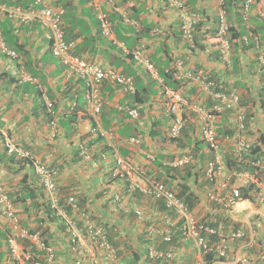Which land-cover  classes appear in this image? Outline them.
Wrapping results in <instances>:
<instances>
[{
    "label": "crops",
    "instance_id": "0c3cea01",
    "mask_svg": "<svg viewBox=\"0 0 264 264\" xmlns=\"http://www.w3.org/2000/svg\"><path fill=\"white\" fill-rule=\"evenodd\" d=\"M29 1L31 0L24 2ZM74 1L76 5L78 4L79 9H83L81 1L84 0ZM120 1H103L100 3V8L108 13L116 7L127 13H133L129 6L135 2L130 4V1H127L121 5ZM184 1L187 4L186 9H191V11L192 9L195 11L204 9L211 17L215 16L220 9L217 0ZM46 2L49 4L48 0ZM145 3L147 9L139 15L137 26L122 22L121 30L117 33L114 32L116 39H118V34L123 37L121 39L123 42L126 37H129V42L135 43L131 49H141L144 56L156 68L172 69L178 60H182L185 65L184 71L201 67L207 74L211 75L212 73L213 79L221 83L220 89H233L240 94L242 102L248 105L249 136L256 138L262 135L264 137V113H261L259 108L262 98V83L258 77L259 65L255 50H245L241 45H235L232 54L233 63L235 60L237 68L234 67V64L230 68V65L226 66L222 61L214 47L192 48L188 42L182 39L180 30L182 10L169 7L164 0H140L137 5L142 7L140 4ZM93 7L97 13L98 9ZM256 7L253 6V9ZM137 14L138 12L134 13V16ZM12 23L21 42L26 43L28 54L23 56L24 58L13 59L0 53V73L7 72L9 74L0 80V135H2V138L0 137V182L6 189L20 191L24 177L28 180L27 183L34 188L41 185L40 181L37 182L38 175L31 164L18 161L7 153L4 141L9 139L14 144L29 150L37 159L59 169L56 182L62 202L70 194H74L78 200L85 197L87 208L90 206L88 212L91 217L98 215L96 220L93 218L94 221L104 227L106 225L107 229H115L117 235L112 237L116 242L115 245L119 240H123L126 244H121L124 252L119 247L121 255L119 253V260L116 264H125L122 259V254L126 252L125 246H130L131 250L135 248L141 254L151 246L158 250H169V247L160 249V246L162 243L165 244V234L181 232V225H178L179 220H171L170 215L160 212L155 199L131 190L124 178L115 179L116 177L113 175L109 178L107 176L116 166L118 157H121L135 167L144 169L146 178L165 180V170L157 163L162 162L168 166L171 158L176 156L173 153L179 156L181 152L173 151L171 145L161 141L163 137L165 138L170 126V120H168L170 118L162 104L161 92L155 89L156 95L150 94L149 98L151 97V99L148 102L138 105L132 98L134 93L104 83L102 85V110L106 116L109 114L112 117L111 127L106 128L99 115H93L90 111L86 99V83L77 75L70 73L60 58L51 53L47 28L40 22H22L16 19ZM244 24V20L238 23L242 26H245ZM250 24L257 29L256 31L263 33L258 16L252 14ZM142 26H151L154 29L150 28L147 31ZM213 26L212 20H208L202 27V31H196L197 41L200 39L202 45L206 44L205 42L210 37L209 34L204 35V31ZM146 34L150 36L142 38ZM106 40L114 44V41L107 38ZM114 45L116 46V44ZM125 46L128 47L127 43ZM129 46L132 44L129 43ZM96 48L97 54L93 58L90 57L91 60L104 67H114L123 72L131 70L137 76L142 77L143 81L141 82L145 84L150 82L152 76L150 77L151 74L145 66L137 64L134 59L131 60L120 47L115 49L106 43H99ZM32 69L37 72L33 76L40 83L39 89H33L32 86H28L27 82L21 80L25 74L32 76L33 73L30 71ZM158 75L163 78L162 74ZM155 80L158 85H161L160 78ZM186 86L187 90L184 93L190 106L184 108L183 115L190 119L189 121L198 130L204 122L205 111L211 108L213 100L202 89L197 78H187ZM138 88L141 89V85ZM37 90L43 91L44 96H52H48V98L53 102L57 133L53 132L50 121L46 119L45 112L42 110L44 96H41ZM257 104V111L254 112L256 109H253V105ZM38 106H41L40 109ZM131 108L139 110L138 118H132L129 115ZM75 112L77 113L76 119L73 115ZM89 115L93 117L94 121ZM227 120L228 116L223 115L221 119L215 121L216 131L220 138L226 137L222 133L226 130ZM102 129L106 133L104 137L100 135ZM98 137L101 139L97 140ZM130 137H139L141 142L133 143L129 139ZM233 140V138L230 139V136L223 140L222 149H224L225 156L230 154V144L234 143ZM78 152L80 156L77 154ZM97 153L101 156H96L95 159L93 155H97ZM151 155L157 157L162 155L161 162L155 160L156 157H154L155 159L149 158ZM195 155L196 157L191 159L193 161L190 164L183 166L188 170V167L193 165L190 187H188L200 196L197 205L192 209L193 216L200 221L207 219L210 224L214 222L215 226L226 233H230L233 229H241L245 234L243 238L230 244L229 254L225 260H215L213 264H242L241 260L245 257L264 263V201L257 191L258 186H264V170L258 171V175H255L256 172L251 170L240 174L235 169L224 167L216 173L213 177L214 180L211 181L207 176L208 158L205 163L198 153ZM100 157H103V161L99 160ZM262 158L264 159V151ZM183 175L186 176L185 171H183ZM173 181L175 185L176 182H184V179L180 176ZM246 183H254L250 191L252 198L237 200L230 204L232 189ZM96 185L98 190L106 187L110 193L109 198L119 195L122 205L131 210V213H126L118 208L114 204V198L111 199L108 206L99 210V207L101 208L107 201L108 196H102L96 202L91 201L93 195L90 191L95 189ZM42 188L45 193L42 198L49 200L50 193L44 187ZM39 200L41 201V198ZM25 206L17 204L21 220L24 225H29L28 228L34 227L36 215L33 213V217L28 216ZM138 208L144 212L142 219L132 215L133 211ZM36 213L38 212L36 211ZM174 216L176 215L174 214ZM61 218L65 221L63 217ZM9 226L8 219L0 213V264H7L10 259L7 238L3 237L8 228L11 230ZM171 228L175 229L171 231ZM59 231L57 225L51 226V232L54 234L60 235ZM56 237L54 246L60 255L56 264H72L74 257L68 255V236L61 233V238ZM189 242L186 241L185 245V240H182L179 246L174 247L177 264H197L200 261L201 256L197 249L191 246L193 245L191 241ZM116 247L118 248V246ZM82 254H84L87 264H92L93 261L103 264L99 257L100 263L94 259L93 248L88 242H86ZM141 263L159 264L153 260Z\"/></svg>",
    "mask_w": 264,
    "mask_h": 264
},
{
    "label": "built area",
    "instance_id": "2783aa9c",
    "mask_svg": "<svg viewBox=\"0 0 264 264\" xmlns=\"http://www.w3.org/2000/svg\"><path fill=\"white\" fill-rule=\"evenodd\" d=\"M43 0H37L36 3H41ZM106 0H92L93 5L98 9V19L101 23V30L104 37H107L115 41V33L112 29V24L108 19L107 14L101 10L100 3ZM221 3L224 0H220ZM172 5L179 6L183 8V3L178 0H172ZM253 6H257L253 9ZM119 14L122 15L125 22L130 25H137L135 19L129 17V13L121 10L120 8H114ZM63 9H56L52 6H44L42 8H34L31 5V9L25 10L21 7L6 6L0 2V50L3 53L11 57H17V52L7 45L3 30L1 27L2 20L5 16L21 18L23 20H33L38 19L40 22L49 29L48 38L51 40V48L57 57H59L63 64L66 66L70 73L77 75L85 80L87 86L86 99L93 115H99L103 108V97H102V82H108L115 87H119L124 91H129L131 93L136 92L134 79L130 76L124 75L120 70H115L112 68H105L98 63L89 61L79 55L74 54L73 50L75 43L73 41H67L65 39V32L62 28V15ZM258 16L261 24L263 25V33H257V29L250 24L251 15ZM241 16L245 22V26L249 31L247 35L243 36L240 40L242 47H247L249 50H255L257 53V59L259 65L262 68L261 83L262 90L264 91V0H245L244 7L242 8ZM200 19L198 13H191L185 11L182 14V35L183 38L194 46V27ZM218 36L220 38L218 50L222 59L225 62H231V56L233 51V39L229 38V30L231 29V24L229 25L226 10H220V18L218 22ZM122 49L133 56V58L140 63H144L149 71L156 77V70L144 56L140 49L130 50L124 44V42H118ZM184 62L182 60L177 61L176 68L179 71L183 70ZM191 75V74H190ZM205 91L212 93L214 98H219L225 105L230 108L232 112V119L234 124L240 132L247 131V118L248 115V105H240V94L234 90H230L229 94L225 92L212 91L211 86L213 82L209 80L208 76L203 70L198 71L197 75ZM25 79H30L32 81H37L36 78L32 76H25ZM264 95V94H263ZM165 101L167 106V111L169 114L173 115L172 119V135L177 136L181 130L184 128L186 120L183 117L182 110L189 104L186 100L184 94L180 90H175L172 88L165 89ZM44 102L46 106L51 109L53 107V102L48 98L47 95L44 96ZM255 103V102H254ZM258 104L253 105V109L257 111ZM260 108V106H259ZM253 112V113H254ZM263 113V112H262ZM129 114L132 118H137L139 116V111L137 109H130ZM255 114V113H254ZM263 121V120H262ZM50 126L54 133H57L56 121L51 120ZM100 134L106 136L103 129ZM206 139L211 143L212 147H216V137L212 129L206 132ZM248 136H241L236 144V152L242 154L243 152H254L255 149L264 148L263 142L259 138H254L252 140L247 139ZM130 140L133 143H140L141 139L138 137H131ZM5 146L9 153H14L18 157H29L34 158L36 172L41 177L45 188L50 193L51 207L57 212L58 215L64 218L66 225L70 231L69 244L70 251L72 253L78 252V257L75 259V264H87L84 259V254L82 250L85 247L86 242H88L94 251V259L98 261L101 259L103 264H116L119 260L118 250L112 244L108 238L107 229L104 225L96 223L91 217L89 212L84 211L78 202V199L74 194L67 196L66 200L62 202V197L59 193V187L55 181L58 175V169L54 167H48L40 160H35V156L23 147H19L9 140L5 142ZM151 158H154L153 156ZM190 156H184L178 161L171 163L172 166L176 167L178 165H185L190 162ZM219 158L217 163H219ZM253 164L256 166L264 167V161L262 159L254 160ZM214 165L209 169V174L213 173ZM114 175H120L127 179L129 182V187L131 190L139 191L141 194L150 196L156 200H161L164 202L165 206L169 209L174 210L181 219L182 231L185 237L192 238L199 250L205 249L210 250L211 247L205 237L201 234L203 231H208L214 233L215 231L209 226L200 223L192 213L190 207L181 200L172 190H170L165 183L157 179H143L144 172L140 167H135L126 159L118 157L117 164L113 168ZM262 184V183H260ZM261 192L264 197V186H261ZM240 195L239 187L233 188V197L230 198V202H234V197ZM114 204L125 211L130 213L131 211L123 206L119 195H115ZM231 204V203H230ZM0 207L3 213L11 220L14 225V233L10 234L7 239L9 256L13 264H28V262L33 264H56L57 253L55 248L51 246L46 239H44L40 233H29L26 228L21 225L20 216L17 214L16 207L14 203L9 198L7 192L0 185ZM134 214L142 219L144 212L141 208L135 209ZM79 220L82 223H79ZM244 233L241 230H237L232 234V238H241ZM171 234L167 233L164 236V240L170 241ZM29 240L28 244H33L36 247L37 253H34L32 249L25 250L22 246L21 241ZM30 244V245H31ZM217 251L224 255L226 253V246L223 243H218L216 246ZM43 254V261H38ZM149 258L155 261L167 262L174 258V251L169 250H158L154 246L149 248ZM32 260V261H31ZM99 262V261H98ZM100 263V262H99ZM92 264H98L93 261ZM199 264H209L205 259H202ZM242 264H264L259 262H251L248 258L242 259Z\"/></svg>",
    "mask_w": 264,
    "mask_h": 264
},
{
    "label": "trees",
    "instance_id": "16d2710c",
    "mask_svg": "<svg viewBox=\"0 0 264 264\" xmlns=\"http://www.w3.org/2000/svg\"><path fill=\"white\" fill-rule=\"evenodd\" d=\"M0 1L6 5L21 6L24 9H28L30 7V3L33 4L35 0H31L29 2H24L25 0H0ZM48 1H49L50 5L61 7L65 11V13L63 14V17H62V21H63L62 26H63V29L65 31V39L68 41H73L76 43L74 50H73L74 54L80 55L82 57H87L88 59L91 60V58H93L94 55L97 54L96 46L99 43H106L107 45L113 46V48H115V49L117 47H120L122 49V47L119 46V44H118V42L121 40H119V39H118L119 41L116 40L114 42V44H116V46H115L112 42L107 41L106 37H104V35L102 34L101 23L98 19V15H97L94 7L92 5H90L91 0L81 1V6L83 9H79L78 4L76 5L74 0H48ZM127 1H130V4L135 2L133 5L131 4L129 6L133 10V13H129V17L131 19H135L136 21H138L139 15H141L147 9V4L146 3L140 4V5H142V7L137 5V3L140 2V0H135V1H133V0H121L120 4L121 5L125 4V3H127ZM244 3H245V0H225L223 6L226 10V15H227L229 25H230V23L233 24V19L235 20V17L240 22L241 18H238L234 14H236L241 8L244 7ZM86 5H88V6H86ZM137 12H138V14L136 16H134V13H137ZM105 13L108 16V19L112 24V29L114 30L115 33H117L119 30H121L120 28L122 27V24H121L122 22L125 24H128L125 22L122 15L119 14L114 9H112V11L109 13L108 12H105ZM198 13L200 14V19L197 22V25L195 28L196 31H202L201 30L202 27L205 25V22L208 20H212V22L214 23L213 27H210L209 29L205 30L203 33L204 35L205 34L210 35L209 39H207L206 44H204L202 46L201 45H198V46L199 47H207V46L217 45L220 42V38L218 36V24H219L218 23L219 22L218 14L211 17V16L207 15V13L205 12L204 9L198 10ZM252 21L255 22L254 20H252ZM260 27L263 28V25H260ZM142 28H144L146 30L147 29L150 30V28H151V30L154 29L151 26H149V27L148 26H142ZM2 30L4 32V36L6 38L8 45L15 48L18 51L20 58L23 56L25 57L28 54L27 45H26V43L21 42L19 35L17 34L15 29L13 28V23H12L11 18H6V20H4L2 22ZM92 30H93V32H92ZM229 32L232 34V37H234L236 39V38H239V36H241L242 34H246V28H245V26H241L239 29H237V28L232 26L231 29L229 30ZM257 33H261V32L257 31ZM149 36H150L149 34H146V35H143L142 38H146ZM262 36H264V35H262ZM125 39H126L124 41L125 44L127 43L128 47L131 49V47H133L135 43L129 42V40H130L129 37H126ZM129 43H130V45L132 44V46H129ZM126 54H128V53H126ZM86 55H89V56H86ZM128 56L131 60L133 59L132 55L128 54ZM26 64L28 65L27 62H26ZM233 64H234V67H236L235 60H234ZM28 68H29V66H28ZM198 68H201V67H198ZM157 69H158V73L162 74L161 76L164 79V84H167L172 88L179 87V83L182 82V80L179 78L176 79V77H174V75L176 73V68L173 67L172 69L170 68V69L165 70V68H158L157 67ZM34 70L32 69L30 71H32V73L34 75H36L37 72H34ZM123 73H124V75L132 76L134 79L136 92L134 93L132 98L134 99V102L136 104L139 105L140 103L148 102L151 99V97L149 98L150 94L151 95L157 94V92H155V89H158L161 92V94H163V90H164L163 85L162 84L158 85L156 83V80L153 79L151 77V75H150L151 79L149 80L150 82L145 84L144 82H141V81H143L142 77L137 76V74L132 72L131 70L124 71ZM6 75H9V74L7 72L0 73V80L3 77H5ZM210 77L211 78L214 77L212 73H211ZM81 79L83 82H85V80L83 78H81ZM17 82H18V78H17ZM26 82H27L28 86H32L33 89L34 88L35 89L40 88L39 81H37V82L26 81ZM185 82H186V79H185ZM104 83H106V82H102V85ZM102 85H101V87H102ZM140 85H141V89L138 88V86H140ZM216 88L218 89L219 87L217 86ZM41 89H42V87H41ZM37 92L39 94H41V96H44L43 91L37 90ZM262 93H264V91ZM48 96L52 97L51 95H48ZM261 97L262 98H261L260 112L264 113V95L262 94ZM40 107L38 106L39 109H40ZM42 110L45 112L47 120L51 121V120H54V118L56 117L54 112H53V107L51 109H49L46 106L45 102L42 105ZM36 113H37V111H36ZM73 115L76 119L77 113L75 112V113H73ZM99 117L101 118L102 124L104 127H106V128L111 127V120H112L111 115L108 114L106 116V114H104L103 110H102V112L99 114ZM169 118L171 119V117H169ZM170 119H168V120H170ZM91 120L94 121L93 117H91ZM189 120L190 119H188V121ZM170 132H171V127L169 126V129L166 132L165 138L163 137L161 140L162 142H165V143L171 145V148H173V151H175V150L179 151V149L184 150L187 148H191V152L193 149V152L195 154L201 153L198 156H200L204 162V160H205L204 140H200L199 138L196 137V134L194 133L195 127L192 125V123L190 121H189V123H187L186 127L184 128L183 134L180 136V138L175 139V138L171 137ZM222 134L225 136H231V135H229L227 130L223 131ZM0 137L2 138V135H0ZM100 139H101V137L97 138V140H100ZM263 143H264V137H263ZM105 149H106V147H105ZM258 151H259V149H255L254 152L257 153ZM77 154L79 155V152ZM261 154H263V152H260V155ZM83 155H86V154H83ZM173 155L174 156L176 155L175 157H172L173 159L178 157V155L176 153H173ZM179 155H180V153H179ZM93 156L96 159L98 156H101V154L97 153V155H93ZM102 158L103 157H100L99 160L103 161ZM161 158H162V155H160L158 157L156 156L155 160L161 162ZM246 158H249V155H243L240 159L233 158V156H232V160H230V169L236 168V169L241 170V171L249 170L250 169L249 165L246 163V161L244 162V160ZM92 159H93V157H92ZM25 160L31 164V162L29 160H27V159H25ZM157 164L162 166L165 170L166 176H165V180H162V182L167 184L168 187L170 189H172L179 196V198L181 200L186 202L191 208H194L197 205L200 196H199V194H196L194 191H192V189H189L190 178L192 176L191 170H193V165L189 166L188 170H186L183 167L172 168L170 166L165 165V163H162V162L161 163L158 162ZM142 170L145 172L144 169H142ZM183 171H185L186 176L183 175ZM111 175H113V171L111 172V174H107L108 178ZM113 176L116 177L115 179H120L122 177L120 175H113ZM180 176L183 177L184 182H182V181L178 182V183L176 182L177 184L175 183V185H174L173 180H176ZM36 179H37V182L40 181V178L38 176ZM34 181H36V180H34ZM27 182H28V180L24 177L22 179V182H21L22 183L21 188L23 191L22 190L21 191L16 190V189L15 190L7 189L6 191L8 192L11 200L15 204L19 203L21 205H26L25 210L27 211L28 216L33 217L32 216L33 213L36 215V223H35L36 225L34 227L29 228V233L39 232L44 239L46 238V241L48 243L55 245L56 238H57L56 236L61 238V233H64L68 236L69 235V228L67 227L65 221H63V219L59 215H57L56 211L51 208V206L47 202V200L42 198L43 195H45V193L42 190L43 186L40 185L39 187L34 188L31 186V184L29 185ZM96 188H97V185H96L95 189L90 191L93 195L91 201L96 202L102 196H108L107 201L104 202V204L102 205L101 208L99 207V210L104 209V207H106L110 204L111 199L113 200V198H115V195H113L109 198L110 193L108 192L106 187H103L100 190H98ZM126 189H127V187H126ZM37 190H39V193H37ZM250 190H251V188H247V187L241 188L242 199H247V198L251 199L252 198V196L250 195ZM136 195H138V194H136ZM39 198H41V201L39 200ZM78 202L81 205V207L84 209V211H86V212L89 211L90 206L87 208V206H86L87 202L85 200V197L79 199ZM157 205L160 208V210H159L160 212H163L167 215H170V212L165 208V204L163 202H157ZM36 211L38 213H36ZM97 213L99 214V212H97ZM97 217H98V215H97ZM97 217L94 216L93 218L95 219ZM171 217H172L171 220H173V219L178 220V217H176L174 215H172ZM79 223H82V221L79 220ZM53 224H55V225H57V227H59L60 235H57V233L54 234L53 232H51V226ZM211 224L214 226L216 225L214 222H211ZM178 225H181L180 220L178 221ZM28 226L29 225H27V227ZM105 227H106V225H105ZM174 229L175 228H171V231H173ZM107 232H108V236H109L110 240L115 244L116 242L112 238V237L117 235L115 229H107ZM11 233H12L11 230L8 228L7 233L3 234V237H5V239H6L7 236H9ZM171 234H172V237H171L170 241H165V244L162 243L160 246V249H163V248L166 249L168 247H169V249H171L172 246L173 247L179 246V244L181 243V239H182V236L180 235L181 232L180 233L171 232ZM26 242L29 243V240H26ZM122 243H124L123 240H119V242L117 241V244H116V246H118V249H119L118 253H120V255H121V249L124 252V248L121 245ZM30 244H29V248H27V250L32 249V251L34 253H37L36 247L33 246V244H31V245ZM124 245H126V244L124 243ZM125 250H126V252L124 254H122V259H123L125 264H142L141 262H147L149 260H152L149 258L148 250H146V252L142 251V254L139 250H136L135 248H133L131 250L130 246H125ZM39 254L41 255V258H38V261L44 262L43 261V254L42 253H39ZM206 259L208 261L213 260L212 255L206 256ZM174 262H176V258H174L172 261H167V263L166 262L160 263V261L158 263L159 264H175ZM7 264H13L12 260L9 259V262H7ZM28 264H33V263L28 262ZM73 264H74V262H73Z\"/></svg>",
    "mask_w": 264,
    "mask_h": 264
},
{
    "label": "clouds",
    "instance_id": "9594fccd",
    "mask_svg": "<svg viewBox=\"0 0 264 264\" xmlns=\"http://www.w3.org/2000/svg\"><path fill=\"white\" fill-rule=\"evenodd\" d=\"M36 1L37 0H35L34 1V3L32 4V3H30V7L28 8V9H31V5L32 6H34V8H42V7H44V6H52V7H55L56 9H63V8H61V7H58V6H53V5H50V4H48L46 1L47 0H43L41 3H36ZM165 1V3L169 6V7H174V8H178V9H180V10H182V14L185 12V11H189V12H191V13H198V11H195L194 9H192V11H191V9H186V7H187V4H186V2L184 1V0H178V1H180V2H182L183 3V8H180L179 6H175V5H172L171 4V2H172V0H164ZM218 2H219V4H220V9H219V11H218V16H219V18H220V10L223 8V9H225L224 8V2H225V0H224V2L223 3H221L220 2V0H217ZM1 2V1H0ZM2 3V2H1ZM3 4V3H2ZM4 5H6V4H4ZM91 5L92 6H94L93 5V3H92V0H91ZM6 6H14V7H21V6H15V5H6ZM21 8H23V7H21ZM24 9V8H23ZM28 9H25V10H28ZM63 11H64V9H63ZM65 13V11L63 12V14ZM241 13H242V8L236 13V14H234V15H236L238 18H241V20L240 21H243V17L241 16ZM182 14H181V25H180V30H181V37H182V39L183 40H185L184 38H183V35H182V29H181V26H182ZM199 14V13H198ZM238 14V15H237ZM98 15V14H97ZM200 15V14H199ZM241 16V17H240ZM62 17H63V15H62ZM235 17V16H234ZM6 18H11V20L12 21H14V20H16V19H18V20H20V21H22V22H40V20H38V19H33V20H23V19H21V18H16V17H8V16H5L4 18H3V20H2V22L4 21V20H6ZM235 21H238L237 19H236V17H235V20H234V22H233V24L232 23H230L231 24V27L233 26V27H235V28H237V29H239L242 25H238V23H239V21L236 23ZM63 22V21H62ZM41 23V22H40ZM229 23V22H228ZM42 24V23H41ZM43 25V24H42ZM197 25V24H196ZM196 25H195V27H194V39H195V44H194V46L193 45H191L188 41H186V42H188V44L192 47V48H197L198 47V45H201L202 46V44H201V40L200 39H198V41H197V35H196V30H195V28H196ZM44 26V25H43ZM137 26V25H136ZM1 27H2V24H1ZM44 27H46V26H44ZM47 28V27H46ZM62 28H63V26H62ZM245 28H246V26H245ZM47 30H48V32H47V37H48V33H49V29L47 28ZM65 32V31H64ZM249 31L247 30V28H246V34H242L241 36H239V38H234V37H232V34H231V37H232V39H233V49H234V46L235 45H241V43H240V40L242 39V37L243 36H245V35H247V33H248ZM3 34H4V32H3ZM107 38V37H106ZM229 38H230V32H229ZM6 39V38H5ZM49 39V38H48ZM109 39V38H108ZM115 39H116V37H115ZM111 40V39H110ZM116 40H118V39H116ZM115 40V41H116ZM49 41H50V51H51V53L54 55V53H53V51H52V48H51V45H52V43H51V40L49 39ZM68 41V40H67ZM111 41H113V40H111ZM114 41V42H115ZM7 42V41H6ZM119 42H123V41H119ZM75 43V42H74ZM206 43V42H205ZM76 44V43H75ZM124 44H125V42H124ZM7 45H8V43H7ZM9 46V45H8ZM218 46H219V43L217 44V45H215V46H212V47H214V49L217 51V53L219 54V56H220V58L222 59V57H221V55H220V52H219V50H218ZM10 48H12V49H14L16 52H17V57H11V56H9V55H7L6 53H3L1 50H0V53H2V54H4V55H6V56H8V57H10V58H13V59H20V57H19V54H18V51L15 49V48H13V47H11V46H9ZM128 48V47H127ZM245 48V50H249V49H247V47H244ZM130 49V48H129ZM137 49H139V48H137ZM130 50H133V49H130ZM141 50V49H140ZM142 51V50H141ZM143 52V51H142ZM144 54V53H143ZM129 55H131V54H129ZM54 56H56V55H54ZM80 56V55H79ZM82 57V56H81ZM133 57V56H132ZM59 58V57H58ZM83 58H85V59H87V60H89V61H92V62H95V61H93V60H90V59H88L87 57H83ZM146 58V57H145ZM134 59V58H133ZM148 61H149V59L148 58H146ZM61 60V59H60ZM135 60V59H134ZM62 61V60H61ZM136 61V60H135ZM178 61H180V60H178ZM222 61L226 64V66H228V65H230V68H232L233 67V54H232V56H231V62L230 61H228V62H225L223 59H222ZM257 61H258V59H257ZM137 62V61H136ZM150 62V61H149ZM184 62V61H183ZM95 63H97V62H95ZM151 64H153L152 62H150ZM177 63V62H176ZM176 63H175V65H174V68H176ZM99 64V63H98ZM137 64H143L144 66H145V68H146V70L151 74V76L152 77H154L155 79H161V83L160 84H162L163 85V87H164V90H163V94H162V104H163V106H164V108H165V112L167 113V115L169 116V117H171V119H170V127H171V132H170V135H171V137H173V138H175V139H177V138H180V136L183 134V130H184V128L186 127V125H187V123H189V121H188V119L183 115V117H184V119L186 120V122H185V125H184V128L181 130V132L177 135V136H173L172 135V124H171V122H172V119H173V115L172 114H169V112L167 111V106H166V101H165V96H164V93H165V89L166 88H172V87H170L169 85H167V84H164V79L163 78H161L158 74V70H157V68L155 67V65L153 64V66H154V68H155V70H156V72H157V74H156V77L149 71V69H148V67L144 64V63H140V62H137ZM100 65V64H99ZM258 65H259V63H258ZM102 66V65H101ZM185 66V65H184ZM184 66H183V69H184ZM104 67V66H103ZM105 68H112V69H115V70H118V69H116V68H114V67H105ZM199 70H203L202 68H198V67H196V68H194V69H189V70H186V71H184V70H182V71H179L177 68H176V73H175V75H174V77H176V79L177 78H179V79H181L182 80V82H180L179 83V87H177V88H172V89H175V90H180V91H182L183 92V94H184V96H185V98H186V100L188 101V103H189V100H188V98L186 97V95H185V91L187 90V86H186V82H185V79L187 80V78H197L199 81H200V83H201V80H200V78L197 76L198 75V71ZM122 73H123V71L122 70H120ZM204 71V70H203ZM262 68H261V65H259V75H258V77H259V79H260V77H261V74H262ZM205 72V71H204ZM124 74V73H123ZM191 74V75H190ZM205 74L208 76V78H209V80H211L212 82H213V86H211V89L210 90H212V91H218V92H225L226 94H229L230 93V90H233V89H230V90H223V89H220V85H221V83L219 82V81H215L213 78H211L210 77V75L209 74H207L206 72H205ZM27 75H29V74H25L24 76H22L21 77V80L24 82H26V81H30V82H37L38 81V79L35 77V76H33L34 74H32V77H34V78H36L37 79V81H32V80H30V79H25V76H27ZM126 76H130V75H126ZM130 77H132V76H130ZM133 78V77H132ZM106 83H108V82H106ZM260 83H261V79H260ZM110 84V83H109ZM135 84V83H134ZM112 85V84H111ZM201 85H202V89L205 91V89L203 88V84L201 83ZM219 87L218 89L216 88V87ZM208 94H209V96L211 97V99L213 100V104H212V106H211V108L210 109H206L207 111H205V114H204V122H203V124H202V126L198 129V130H196L195 129V134H196V137L197 138H199L200 140H204V144H205V150H204V153H205V160H204V162L206 163V158H208V160H209V162H208V164H207V176H208V179H210L211 181H213L214 179H213V177L216 175V173L218 172V171H220V170H222V169H224V167H230V160H232V156H233V158H236V159H240L243 155H249V158H246L245 160H244V162L246 161V163L249 165V167H250V169L249 170H251L252 172H256L255 173V175H258L257 174V172L258 171H260V170H264V167H262V166H256V165H254L253 164V161L254 160H258L259 158L260 159H262L263 161H264V159L262 158V154L260 155V152H263L264 151V148H260L259 149V151L256 153V152H250V153H247V152H243L242 154H238L237 152H236V144H237V141H238V139L241 137V136H249V132L250 131H248V126H249V122H248V120H249V118H247V131L246 132H240L238 129H237V127L235 126V124H234V120L232 119V112L230 111V108H228L226 105H225V103L224 102H222L219 98L217 99V98H214L213 97V95H212V93L211 92H209V91H206ZM262 92H263V90H262ZM262 94H264V93H262ZM102 97H103V95H102ZM239 102H240V105H246V104H244L243 102H242V98H241V96H240V100H239ZM187 106H190V103L187 105ZM131 109H134V108H131ZM135 109H137V108H135ZM130 110V109H129ZM138 110V109H137ZM139 111V110H138ZM184 111V109L182 110V112ZM102 112V111H101ZM140 114V113H139ZM130 115V114H129ZM223 115H226V116H228V120H227V122H226V124H225V129L228 131V133H229V135H231L230 136V139H234L233 141H234V143H231L230 144V147H231V149H230V154L229 155H224L225 153H224V149H222V143H223V140H226V139H228V137L229 136H226L225 138H220L219 137V133H217V131H216V120H218V119H221L222 117H223ZM131 116V115H130ZM139 117V116H138ZM137 117V118H138ZM212 129V131L214 132V134H215V137H216V147H212L211 146V143L206 139L207 137H206V132H209L210 130ZM57 130H58V128H57ZM101 131V130H100ZM101 135V134H100ZM101 136H103V135H101ZM104 137V136H103ZM139 138V137H138ZM256 138H259L262 142H263V137H262V135H260L259 137H256ZM141 139V138H140ZM247 139L248 140H252V139H254V138H251L250 136H249V138L247 137ZM7 140H9V139H7ZM7 140H5L4 141V147H5V149H6V151H7V153L9 154V155H11L12 157L14 156L18 161H21V162H25V163H29L28 161H26L25 159H27V160H29L30 162H31V166L33 167V169H34V171L36 172V167H35V161H34V158L33 159H30L29 157H18L16 154H14V153H9L8 152V150H7V147L5 146V142L7 141ZM10 142H11V140H9ZM231 141V140H230ZM13 143V142H12ZM14 144V143H13ZM264 144V143H263ZM16 145V144H15ZM17 146H19V145H17ZM19 147H22V146H19ZM235 147V148H234ZM24 148V147H23ZM25 149V148H24ZM27 150V149H26ZM27 151H29V150H27ZM179 151L181 152V154L178 156V157H176V158H174V159H171V161H169L168 162V166H170V167H172V168H179V167H183L184 165H178V166H176V167H174V166H172L171 165V163H173L174 161H178V160H180V159H182L184 156H190L191 157V159L193 158V157H196V155H194L195 153L193 152V149H192V152H191V148H187V149H184V150H181V149H179ZM30 152V151H29ZM31 153V152H30ZM32 154V153H31ZM199 154H201V153H199ZM198 154V155H199ZM33 155V154H32ZM35 156V155H34ZM156 157L155 155H151L149 158H151V157ZM36 157V156H35ZM219 158V160H220V162L219 163H217V159ZM153 159H155V158H153ZM190 159V162L188 163V164H190L193 160H191ZM35 160H40V159H37V157L35 158ZM41 161V160H40ZM43 162V161H42ZM44 163V162H43ZM225 163H226V166H225ZM30 164V163H29ZM45 165H47L48 167H54V168H56V169H58L57 167H55V166H50V165H48V164H46V163H44ZM185 165H187V164H185ZM212 165H214L215 166V168L213 169V173H211V174H209V169L211 168V166ZM235 170L236 171H238V173H240V174H242L244 171H247V172H249L248 170H244V171H241V170H238V169H236L235 168ZM112 171H113V175H114V170L112 169ZM143 171V170H142ZM58 172H59V169H58ZM144 172V171H143ZM36 174L38 175V173L36 172ZM58 175H59V173H58ZM57 175V176H58ZM38 177L40 178V183H41V185L45 188V185L43 184V182H42V180H41V177L38 175ZM122 178H124V177H122ZM125 180H126V182H127V184H128V186H129V182L127 181V179L126 178H124ZM143 179H145V180H149L148 178H146V175H145V172H144V174H143ZM157 180H159V181H162V180H160V179H157ZM55 181H56V178H55ZM57 183V182H56ZM164 183V182H163ZM261 183V182H260ZM0 185L3 187V189L6 191L7 189L5 188V186L0 182ZM58 185V184H57ZM254 185V183H246L245 185H242V186H237V187H239V190H240V195L238 196V197H234V202L235 201H237V200H241L242 199V197H241V188L242 187H247V188H251L252 186ZM166 186L168 187V185L166 184ZM130 188V187H129ZM169 188V187H168ZM46 189V188H45ZM170 189V188H169ZM47 190V189H46ZM170 190H172V189H170ZM48 191V190H47ZM134 191V190H133ZM173 191V190H172ZM251 191V190H250ZM257 191L259 192V195H260V197L262 198V200L264 201V197H263V195H262V192H261V186H258V188H257ZM7 192V191H6ZM139 192V191H138ZM174 192V191H173ZM140 193V192H139ZM175 193V192H174ZM7 194H8V192H7ZM176 194V193H175ZM177 195V194H176ZM8 196H9V194H8ZM146 196V195H145ZM178 196V195H177ZM148 197H150V196H148ZM179 197V196H178ZM233 197V189H232V196L230 197V198H232ZM9 198H10V196H9ZM152 198V197H151ZM11 199V198H10ZM154 199V198H153ZM248 199V198H247ZM156 200V199H155ZM245 200V199H244ZM12 201V200H11ZM157 202H163V201H161V200H156ZM13 202V201H12ZM47 202L50 204V206H51V198H50V195H49V200H47ZM234 202H230L231 204L232 203H234ZM14 203V202H13ZM164 203V202H163ZM186 203V202H185ZM187 204V203H186ZM14 205H15V207H16V210H17V214L19 215V211H18V208H17V204H15L14 203ZM188 205V204H187ZM189 206V205H188ZM190 207V206H189ZM52 208V207H51ZM165 208L170 212V216H172V215H176L177 217H178V220H180L181 221V226H182V223H183V219H181V217L176 213V212H174V210H172V209H169V208H167L166 206H165ZM53 209V208H52ZM190 209H191V211H192V209L193 208H191L190 207ZM131 211V210H130ZM0 213L3 215V216H5V218H7L8 219V222H9V227L11 228V232L12 233H14V225L12 224V222H11V220L3 213V211H2V209H1V207H0ZM57 213V212H56ZM131 213V212H130ZM174 213V214H173ZM192 213H193V211H192ZM58 215V214H57ZM134 217H137L135 214H134V212H133V214H132ZM20 216V215H19ZM138 218V217H137ZM20 222H21V225L24 227V228H26L27 230H28V232H29V228L26 226V225H24L23 224V222H22V220H21V217H20ZM199 222L200 223H203V224H205V225H207V226H209L210 228H212L215 232L214 233H210V232H208V231H203L201 234L203 235V237H205L206 239H207V241H208V243H209V245H210V247H211V249L210 250H203V249H201V250H199L198 249V247L196 246V244H195V242H194V240L192 239V238H187V237H185V235L183 234V231H182V227L180 226V228H181V236H182V239H181V241L182 240H185V245H186V241L187 242H189V241H191L192 242V244L193 245H191V246H194L196 249H197V252L199 253V255L201 256V259H200V261L202 260V259H205V260H207L206 259V256H209V255H212V258H213V260H210V261H208L209 262V264H213L214 263V261L215 260H225L226 258H227V256H228V254H229V246H230V244L232 243V242H234L235 240H239V239H241V238H243L244 236H245V234H244V236L243 237H241V238H235V239H233L232 238V234L235 232V231H237V230H241V229H233V230H231L230 231V233H226V232H224V231H222L219 227H217V226H213V225H211L210 224V221L208 222V220L207 219H204L203 221H200L199 220ZM100 224V223H99ZM68 227V226H67ZM243 233H244V231L243 230H241ZM11 233V234H12ZM35 233H39V232H35ZM108 233V232H107ZM8 237L9 236H7V239H8ZM69 237H70V231H69V235H68V241H69ZM171 237H172V235H171ZM108 238H109V236H108ZM7 239H6V242H7ZM46 239V238H45ZM109 240H110V238H109ZM111 241V240H110ZM166 241V240H165ZM22 242V246H24V248H25V250L27 251V248H29V244L26 242V241H21ZM112 242V241H111ZM190 243V242H189ZM220 244V243H223L225 246H226V253L224 254V255H222V254H220L219 253V251H217V249H216V246H217V244ZM50 244V243H49ZM112 244H114L113 242H112ZM8 245V244H7ZM51 246H53L54 248H55V246H54V244L52 245V244H50ZM114 246L116 247V245L114 244ZM117 248V247H116ZM7 249H8V247H7ZM173 251H174V258H175V248L172 246V248H171ZM68 250V249H67ZM117 250H118V248H117ZM55 251H56V253H57V259H58V256H60L59 255V252H57V249L55 248ZM148 252H149V249H148ZM117 254H118V257H119V253L117 252ZM8 255H9V249H8ZM68 255L69 256H72V257H74V264H75V259L78 257V252H75V253H72L71 251H70V244H69V250H68ZM9 258H10V256H9ZM173 258V259H174ZM245 258H248L251 262H257V261H253L250 257H245ZM11 259V258H10ZM244 259V258H243ZM153 260V259H152ZM155 261V260H154ZM172 261V260H171ZM200 261L197 263V264H199L200 263ZM73 262H72V264H73ZM156 262H159V261H156ZM161 262V261H160ZM161 263H165V262H161ZM167 263V262H166ZM169 263V262H168ZM175 264H177V262H174ZM241 263H242V260H241ZM260 263V262H259Z\"/></svg>",
    "mask_w": 264,
    "mask_h": 264
},
{
    "label": "rangeland",
    "instance_id": "374dc122",
    "mask_svg": "<svg viewBox=\"0 0 264 264\" xmlns=\"http://www.w3.org/2000/svg\"><path fill=\"white\" fill-rule=\"evenodd\" d=\"M118 39L121 40L123 39V37L121 35L118 34ZM1 55V54H0Z\"/></svg>",
    "mask_w": 264,
    "mask_h": 264
}]
</instances>
